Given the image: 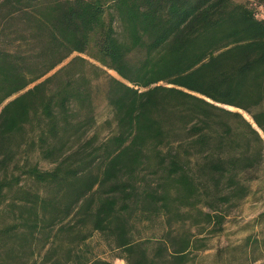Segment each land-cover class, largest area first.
Returning <instances> with one entry per match:
<instances>
[{"label": "trees", "instance_id": "1", "mask_svg": "<svg viewBox=\"0 0 264 264\" xmlns=\"http://www.w3.org/2000/svg\"><path fill=\"white\" fill-rule=\"evenodd\" d=\"M259 130L264 17L247 1L0 0V203H26L12 240L41 233L40 263L182 262L246 195ZM154 217L158 237H135ZM93 231L120 262L90 253Z\"/></svg>", "mask_w": 264, "mask_h": 264}, {"label": "rangeland", "instance_id": "2", "mask_svg": "<svg viewBox=\"0 0 264 264\" xmlns=\"http://www.w3.org/2000/svg\"><path fill=\"white\" fill-rule=\"evenodd\" d=\"M242 1L250 3L255 8L257 16L264 17V0ZM96 98L100 102V96L97 95ZM225 106L235 109L230 105ZM242 114L248 118L246 113L242 112ZM259 132L264 139L262 131L259 130ZM29 155L32 160L33 156L31 153ZM38 162L43 168L51 165L50 162L42 159ZM10 166H8V171H11ZM0 175H2V170H0ZM247 177L250 178L247 180L246 195L228 211L221 228L212 234H200L205 237V247L192 249L178 264H264V156ZM21 182L24 188L31 186L34 188L27 178L22 179ZM38 189L42 191L40 187ZM11 195L12 191H6V198L0 203V264H46V262H39L43 251L47 250L46 246L38 248L39 241L43 239L41 233H35L34 246L33 244L30 246L34 251L39 249V256L36 255L35 258L34 255L30 256L26 253L30 247L18 246L16 242H13L12 238L19 240L20 235L25 231L22 227L16 226V223L19 219L18 212L24 208L26 203ZM11 224L13 230L9 231L6 227ZM160 228L158 219L154 217L149 221L137 223L134 236L137 238L150 237L154 241L153 239L158 237L161 231ZM188 228L191 231L194 229L193 226L188 225L187 221L182 224L178 222L173 224V232L176 233L185 232ZM4 231H9L11 234H6ZM3 234L8 236L13 234V237L7 239ZM87 241L93 256L114 262L121 261L115 256L116 250L108 248L95 231L87 238ZM17 253L19 254L16 255Z\"/></svg>", "mask_w": 264, "mask_h": 264}]
</instances>
